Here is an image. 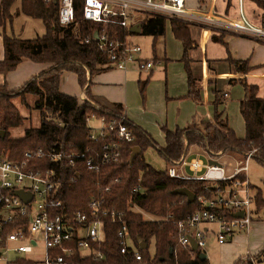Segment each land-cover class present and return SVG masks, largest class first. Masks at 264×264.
Segmentation results:
<instances>
[{
    "label": "trees",
    "instance_id": "obj_1",
    "mask_svg": "<svg viewBox=\"0 0 264 264\" xmlns=\"http://www.w3.org/2000/svg\"><path fill=\"white\" fill-rule=\"evenodd\" d=\"M15 2L16 0H0V28L5 48L4 59L0 60V73L7 74L15 70L25 60L50 63L51 66L27 81L20 89L9 90L7 84L0 85V131H6L5 137L0 138V151H9L13 158L20 159L26 150L37 147H57L70 153L83 152L89 147L87 155H94L111 136L97 142L91 140L89 118H104L109 123L121 120L124 116L122 105L103 104L90 91L91 80L87 78V70L93 76L110 68L103 67L110 61L108 53L93 40L100 29V23L83 18L84 0H75L76 22L69 26L62 25L59 21V0H21L20 11L40 19L45 26V33L36 38H20L4 32L6 25H12L15 17L12 11ZM229 2L231 3L230 0ZM261 4L264 5V2L261 1ZM141 25V32L144 34L158 36L165 32V20L159 16L148 15ZM173 26L182 33L186 32L185 27L178 22L173 21ZM133 33L130 27L110 25L108 35L110 39L125 40ZM87 38L90 42H86ZM216 39L224 44L223 38ZM227 62L236 72L247 73L254 69L249 60H235L229 56ZM65 71L77 74L78 82L85 91L84 100L60 91V79ZM237 81L245 89L240 111L246 125V136L235 138V144L245 156L256 149L252 158L256 157L264 166V98L258 96L257 84H251L246 79ZM25 94L35 97V108L40 112L41 123L38 127L27 128L23 136L11 137L10 129L21 126L25 120L12 98ZM194 98L197 102L202 100L199 90L194 93ZM226 101L227 92L224 89L216 87L212 90L210 105L217 109ZM97 104L99 108L96 107ZM213 118L216 125L203 121L202 116H199L185 128L175 131L165 129L166 144L160 146L144 129L125 117L123 123L133 131L136 139L133 142L120 141L122 156L118 162L103 165L99 171L88 170L83 161L78 159L73 164L68 160L52 163L47 159L40 163L42 169L53 168L59 172L58 198L63 200L67 212H88L91 197L99 195L104 198V210L125 213L131 241L138 249V238L144 240L148 247L155 241L154 259L150 258L147 247L139 249L143 258L137 260L133 251L121 252L118 236L120 223L109 221L105 226V242L96 246L103 257L84 256L78 249L74 255L66 256L68 264H209L208 258L200 259L202 251L194 250V255H191L192 249L179 243L177 230L178 221L200 208V198L210 197L216 191V185L205 180L170 177L166 170H157L148 163L144 153L150 146H154L165 158L167 166L180 160L193 144L209 153L228 154L231 151L230 141L219 129L231 130L227 117L223 116L222 111L215 110ZM135 146H139L142 152L129 163ZM114 178H119V181L112 183ZM109 184V191H100V187L104 188ZM206 184H212V192L205 189ZM217 184L230 185L231 181ZM138 186L140 190H135ZM183 187L196 194L193 203H189L185 195L173 193L175 189ZM253 201L254 218L255 212L264 209L261 189L254 193ZM143 213L151 217L145 218ZM15 264H33V260L30 257H19ZM234 264L254 262L248 258H240Z\"/></svg>",
    "mask_w": 264,
    "mask_h": 264
},
{
    "label": "built area",
    "instance_id": "obj_2",
    "mask_svg": "<svg viewBox=\"0 0 264 264\" xmlns=\"http://www.w3.org/2000/svg\"><path fill=\"white\" fill-rule=\"evenodd\" d=\"M208 1L198 0V7L189 9L186 0H84L82 15L86 20L100 23L97 37L94 36L93 40L109 55L110 61L103 67L113 66L122 70H126L132 62L137 64L139 71H150L155 64L154 60L141 56L142 47L138 43L129 38L110 39L108 35L110 25L129 28L134 14L140 12L181 19L214 32H228L264 43V5L250 0L254 7L249 9L244 0H238L226 11L220 12L215 8L214 0L209 5ZM59 2L60 23L65 26L74 24L75 0ZM86 42H90V39L87 38ZM125 117L109 123L101 118L99 132L92 128L91 140L97 142L104 137L111 138L91 156L87 155L89 147L83 152L71 153L57 147H37L26 150L20 159L0 151V262L15 264L19 257L25 255L32 258L33 264H68L66 256L74 255L78 249L84 256L102 258L103 254L96 246L105 242V226L109 221L120 223L118 236L121 252L133 251L137 260L143 258L140 248L131 243L123 211L104 210V198L94 195L90 199L88 212H67L63 200L58 198L59 172L40 167V163L46 159L52 163L68 160L71 164L78 159L88 170L99 171L103 165L118 162L122 156L120 141L133 142L136 139L133 131L123 123ZM232 148L238 158L232 174H227L221 163L205 165L198 157L187 160L182 156L167 169L170 177L205 180L216 185V191L210 197L200 198V208L178 221V241L192 249L191 255H194L193 239L197 243L196 250L206 253L210 232H215L218 242L222 244L232 239L239 228L247 232L251 230L254 201L248 164L256 149L244 157L233 142ZM185 166L194 171L193 176L183 172ZM118 181L119 178H114L112 183ZM222 181H231V184H217ZM110 188L109 184L100 187V191H109ZM205 189L212 192V184H206ZM19 190L30 196V200H24L18 194ZM135 190H140V186ZM239 212H243V215L237 216ZM11 255H17L15 260L11 261Z\"/></svg>",
    "mask_w": 264,
    "mask_h": 264
},
{
    "label": "crops",
    "instance_id": "obj_3",
    "mask_svg": "<svg viewBox=\"0 0 264 264\" xmlns=\"http://www.w3.org/2000/svg\"><path fill=\"white\" fill-rule=\"evenodd\" d=\"M186 1L189 9H196L199 5L198 0ZM210 3L211 0L208 1V5ZM229 3V0H214L215 8L220 12L226 11L228 6L233 5L232 2L230 5ZM20 8L18 9L19 16L24 14L20 11ZM136 14L144 15V18L138 19ZM136 14H134V19L137 18L139 21L133 22V19L131 27L141 25L142 21L149 15L141 12ZM162 18L165 20V32L158 36L152 35L154 38L150 46L152 48H144V50L142 48L141 51V56L154 60V67L150 71H139L137 64L132 62L128 64L126 70L110 66V68H106V70L96 73L93 76L88 74V78L91 80V94L97 97L103 104L118 103L122 105L124 115L130 121L144 129L160 146L166 144L165 129L175 131L176 129L185 128L191 125L199 116H202L203 121H209L216 125L213 119V112L215 110L222 111L223 115L227 117L231 130L219 129L226 133L227 138L233 144V138H244L246 136V125L240 111V103L245 97L244 86L241 84L243 89L240 90L238 87H235L236 108L239 115L232 117L230 113L231 102H228V92L221 86L220 82L228 79L230 81H237L239 79H246L247 81L251 79H264V71L256 72V69L264 67V63L258 65L253 64L250 58L237 56V54H234L229 49V40L233 36L239 39L253 38L238 36L228 32H214L208 28H203L201 25L188 23L181 19ZM173 21L185 27L186 32L182 33L180 30L174 29ZM13 23L14 19L12 21ZM10 25V23L6 25L4 32L8 33V26ZM141 31L142 27H140L139 32H134L128 38L141 45L131 38L134 34L142 33ZM218 37L223 38L224 44L216 39ZM162 38L163 42L159 46V41ZM4 56V39L0 28V60H3ZM229 56L235 60H249L250 65L254 69L247 73L236 72L227 62ZM50 66V63L45 62H35L32 60L22 61L15 70L7 74L0 73V85L7 84L9 90L20 89L27 81L48 70ZM70 72L72 71L62 73L60 91L77 96L79 99L85 97V91L81 88L80 84L78 92L75 93L70 90L71 87L74 88L73 86L78 81L77 74L73 72L75 74L74 77ZM87 73H89L88 70ZM65 78L73 80V85L71 87L69 85L67 90L62 87V84L65 83ZM248 82L257 84L259 86L258 96L264 98V96L260 95V85L251 81ZM216 87L224 89L227 92L226 103L218 106L217 109L209 103L212 98V90ZM198 90L202 98L200 102H197L194 98V93ZM236 149L238 148L236 147ZM202 151L209 155V161H206L200 156ZM233 152V162L236 161V166L238 164V158L234 149ZM183 156L187 160L198 157L205 165L211 163V161L219 162L225 169L227 167L228 171L226 169V172H229L228 174H232L235 170V166L233 167L232 165L233 162L230 165L225 164V162L228 163V160L224 157L225 155H223L224 160L218 161L216 158H212L207 150L195 144L190 145ZM168 168L169 166H167L166 171ZM204 170L199 172V175ZM190 171L194 173L188 166L184 167L183 172L189 175L188 172ZM236 236L221 245L233 241ZM246 256L243 255L241 258Z\"/></svg>",
    "mask_w": 264,
    "mask_h": 264
},
{
    "label": "rangeland",
    "instance_id": "obj_4",
    "mask_svg": "<svg viewBox=\"0 0 264 264\" xmlns=\"http://www.w3.org/2000/svg\"><path fill=\"white\" fill-rule=\"evenodd\" d=\"M236 1L238 0H231L233 4ZM254 1H256L261 6L262 5L261 1L263 2L264 0H254ZM244 2L249 9L254 7L253 2H250V0H244ZM20 6H21V0H16L12 9L16 17L14 18V23L12 24V26L11 25L8 26V31H7L8 34L15 35L25 39L36 38L39 35H43L45 33V27L43 25V22L40 19L29 17L24 14H21L19 16L18 9L20 8ZM136 17H138V19H142L144 18V15L136 14ZM137 21H139L137 20V18L133 20V22H137ZM131 38L139 42L141 46H143L142 47L143 50L144 48L145 49L152 48L150 46L153 43L154 38L150 34H144V33L134 34L131 36ZM162 42H163V38L159 41V46ZM229 47H230L229 49H231V51L234 52V54H237V56H246L250 58L253 64L258 65L264 63L263 42L253 39H246V38L239 39L233 36L229 40ZM263 71H264V67L256 69V72H263ZM70 73L75 77V74L73 72ZM88 74H90V72L87 73V78H88ZM248 81L258 83L261 88L260 95L264 96V79H251ZM220 83L221 86L224 89H226V91L228 92V102H231L230 105L231 116L232 117H235L236 115L238 116L239 114L236 108L235 87H238L239 90L243 89L241 83L238 81H230L229 79L221 81ZM69 85L70 87L73 85V80L72 79L69 80V78H65V83L62 84V87L67 90ZM75 86H73L74 88L71 87V89L70 88L69 89L72 92L76 93L80 89L78 81H76ZM12 99L15 105L18 107L20 114L25 118V120L21 126L16 128H11L10 135L11 137H20L24 135L25 130L27 128L38 127L40 125L41 123L40 112L37 108H35V97H33L32 95L25 94L24 96H15ZM80 99L84 100L85 97ZM96 107L99 108L98 104L96 105ZM88 125L94 130H97V132H99V129L102 125V121L100 118L92 116L88 120ZM223 133L226 135L225 132ZM233 141H234V145L238 148V146L235 144L234 138ZM231 144L232 141L230 140V146ZM5 153L9 154L10 152L7 151ZM194 154L196 155V153ZM144 155L147 162L150 163L155 169L166 170L167 164L165 158L162 156L160 152H158V150L155 147H150L148 150H146ZM210 155L212 156V158L214 159L216 158L218 161H222L226 158L228 160V163L225 162V164L230 165L233 162L234 152L231 146V151L228 154H222L220 152L218 153L212 152L210 153ZM223 155H225L224 156L225 158L223 157ZM200 156H202L206 161H209V155L206 152L202 151L200 153ZM243 156L247 157L245 155ZM235 164L236 161L232 163L233 167L235 166ZM236 167L237 165L235 166V169ZM188 173L191 176L194 175V173L191 171ZM248 178L252 186L251 194L254 195L257 189H261L264 195V166L257 160L256 157H253L249 160ZM143 214L145 218L151 217L146 213ZM235 235L237 236L233 241L221 245L218 242V238L215 232H210L208 234L206 255L208 256L209 264H234L235 261L241 258V256L243 257V255L245 256L247 255L246 257H244L246 259L248 258L254 260L253 261L254 264H264V209L261 210L260 212L257 213L255 212L251 231L245 232V230L239 228L237 234L235 233ZM131 243L134 244L132 241ZM148 249L150 253V258L154 259L155 241L151 242ZM83 253H85V251ZM24 256L25 255H23L22 257ZM27 256H32V255L27 254ZM16 257L17 255H11V261L15 260ZM0 264H6V263L1 261Z\"/></svg>",
    "mask_w": 264,
    "mask_h": 264
},
{
    "label": "water",
    "instance_id": "obj_5",
    "mask_svg": "<svg viewBox=\"0 0 264 264\" xmlns=\"http://www.w3.org/2000/svg\"><path fill=\"white\" fill-rule=\"evenodd\" d=\"M140 27L141 25H134L133 27H131V31L133 32H139L140 31ZM95 37H97V33H95ZM6 135V131L3 130V131H0V138H4ZM142 152V149L139 147V146H135L133 147L132 149V152H131V155H130V158H129V163H132L134 161V159ZM216 161H211V163H215ZM174 194H181V195H185L187 197V201L189 203H193L196 199V194L194 192H192L190 189L186 188V187H183V188H178V189H175L173 191ZM18 194L26 201H29L30 200V196H28L26 193H24L23 190H19L18 191ZM237 216H242L243 215V212H239L236 214ZM138 242H139V247L141 249H146L148 247L147 243L144 241V240H141L140 238L137 239ZM192 248L194 250L197 249V243L195 242V240L193 239L192 240ZM207 258V255L206 253H201L200 254V259L201 260H204Z\"/></svg>",
    "mask_w": 264,
    "mask_h": 264
}]
</instances>
